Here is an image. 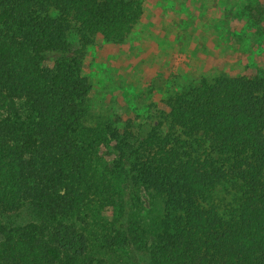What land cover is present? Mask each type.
Segmentation results:
<instances>
[{
    "label": "trees",
    "instance_id": "trees-1",
    "mask_svg": "<svg viewBox=\"0 0 264 264\" xmlns=\"http://www.w3.org/2000/svg\"><path fill=\"white\" fill-rule=\"evenodd\" d=\"M143 13L142 0H0V264H264L262 72L89 125L85 50L123 44ZM143 196L161 204L149 228ZM96 204L118 206L102 239Z\"/></svg>",
    "mask_w": 264,
    "mask_h": 264
},
{
    "label": "rangeland",
    "instance_id": "rangeland-1",
    "mask_svg": "<svg viewBox=\"0 0 264 264\" xmlns=\"http://www.w3.org/2000/svg\"><path fill=\"white\" fill-rule=\"evenodd\" d=\"M142 2L143 16L123 44L97 37L85 50L83 72L92 85L90 126L167 110L173 94L202 77L264 74V0ZM59 56L50 54L47 64ZM142 201L136 204L137 215L149 228L161 215V204L149 196ZM90 214L91 230L102 239L118 206L96 204Z\"/></svg>",
    "mask_w": 264,
    "mask_h": 264
}]
</instances>
